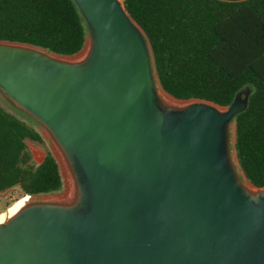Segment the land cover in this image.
I'll list each match as a JSON object with an SVG mask.
<instances>
[{
    "label": "water",
    "instance_id": "water-1",
    "mask_svg": "<svg viewBox=\"0 0 264 264\" xmlns=\"http://www.w3.org/2000/svg\"><path fill=\"white\" fill-rule=\"evenodd\" d=\"M74 1L77 54L0 41V93L50 133L74 181L69 200H29L0 223V264H264V187L241 178L231 145L252 86L229 106L161 87L169 104L123 0Z\"/></svg>",
    "mask_w": 264,
    "mask_h": 264
},
{
    "label": "trees",
    "instance_id": "trees-1",
    "mask_svg": "<svg viewBox=\"0 0 264 264\" xmlns=\"http://www.w3.org/2000/svg\"><path fill=\"white\" fill-rule=\"evenodd\" d=\"M145 32L160 86L182 100L229 106L252 86L235 117L234 144L247 179L264 187V0H123ZM88 28L74 0H0V41L31 44L59 55L80 52ZM27 139L43 142L30 120L0 104V193L59 192L63 178L48 150L36 164Z\"/></svg>",
    "mask_w": 264,
    "mask_h": 264
},
{
    "label": "rangeland",
    "instance_id": "rangeland-1",
    "mask_svg": "<svg viewBox=\"0 0 264 264\" xmlns=\"http://www.w3.org/2000/svg\"><path fill=\"white\" fill-rule=\"evenodd\" d=\"M86 45H87V43H86ZM159 87L161 88L160 85H158V88ZM0 104L7 111L12 112L17 117H19L23 120H26V121L27 120L32 121L36 125V127L40 130V132L42 133L43 139H44L43 142H38V141L31 140V139L26 140L27 150L31 154L33 161L37 165L40 164L43 161V159L45 158L47 151L50 150L51 152H53L55 154V156L57 158V162H58L59 167H60V172H61L63 182H64L62 190L59 192L50 193V194L29 195V200L31 202H33V201H50V200H54L55 197H58V196L65 194L67 191V177H66L65 170L63 169V163H62L63 158L61 156L62 154H61L60 148L57 146L55 140L52 138L50 133L46 129H43L36 122H34L26 114L22 113L18 109L14 108L11 104H9V102L4 98V96L1 93H0ZM234 128H235V126L233 124V126L231 128V145H232L233 157H234V154L236 156V151H235V147H234V144H235ZM237 168H238V171L241 175V178H244V173H243L239 163H237ZM67 171H68V169H67ZM26 195L27 194H24L18 186L12 187L8 190L1 192L0 193V213H1L0 216H2V215L6 216L9 209L17 201L26 197Z\"/></svg>",
    "mask_w": 264,
    "mask_h": 264
},
{
    "label": "bare ground",
    "instance_id": "bare-ground-1",
    "mask_svg": "<svg viewBox=\"0 0 264 264\" xmlns=\"http://www.w3.org/2000/svg\"><path fill=\"white\" fill-rule=\"evenodd\" d=\"M158 85H160V84L158 83ZM159 93L163 97L165 102H167L169 104H175L176 103V101L171 96H169L166 92H164L160 87H159ZM234 159H235V163L237 165L238 162H237V158H236L235 154H234ZM62 163H63V169L65 170L66 177H67V192L61 196L55 197V199L60 200V201H62V200L66 201V200H69L73 196L74 181L72 180L70 173L67 171L65 162L62 161ZM246 185H248V187H251V185L248 182H246ZM27 201H29V195H26V197L17 201L9 209L6 216L5 215L0 216V223L5 222L7 220V218L15 215L27 203ZM0 215H1V213H0Z\"/></svg>",
    "mask_w": 264,
    "mask_h": 264
}]
</instances>
